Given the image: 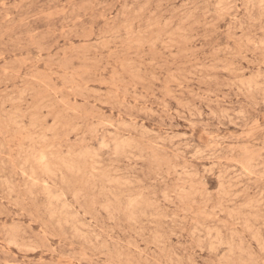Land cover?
Masks as SVG:
<instances>
[{
    "label": "rangeland",
    "instance_id": "rangeland-1",
    "mask_svg": "<svg viewBox=\"0 0 264 264\" xmlns=\"http://www.w3.org/2000/svg\"><path fill=\"white\" fill-rule=\"evenodd\" d=\"M0 264H264V0H0Z\"/></svg>",
    "mask_w": 264,
    "mask_h": 264
},
{
    "label": "bare ground",
    "instance_id": "bare-ground-1",
    "mask_svg": "<svg viewBox=\"0 0 264 264\" xmlns=\"http://www.w3.org/2000/svg\"><path fill=\"white\" fill-rule=\"evenodd\" d=\"M123 32V31H122ZM263 41V40H262ZM73 112V111H72ZM187 114V113H186ZM262 114V113H261ZM192 115V114H191ZM259 120H260V117H259ZM228 122V121H227ZM229 124V123H228ZM17 127V126H16ZM112 127V126H111ZM184 137V136H183ZM100 140V139H99ZM129 141V140H128ZM101 142V141H100ZM51 147V146H50ZM49 149V148H48ZM109 149V148H108ZM82 155V154H81ZM191 158V157H190ZM58 160V159H57ZM94 165V164H93ZM237 166H239V165H237ZM46 167H44L43 169H44V171L46 170V171H48L47 170V168L45 169ZM242 169V168H241ZM19 172V171H18ZM22 175H24L23 173H21ZM30 179V178H29ZM216 179V181H217V177L215 178ZM31 181H33V180H31ZM175 181V180H174ZM204 181V180H203ZM34 182V181H33ZM7 183V182H6ZM35 183V182H34ZM33 183V184H34ZM43 184V183H42ZM32 185V184H31ZM45 185V184H44ZM218 186V185H217ZM25 187V186H24ZM178 191V190H177ZM235 195V194H234ZM48 196V195H47ZM53 198H54V196H53ZM63 198V197H62ZM56 200H57V197H56ZM59 200V199H58ZM132 202V201H131ZM55 203H56V201H55ZM132 204V203H131ZM173 207V206H172ZM63 208V207H62ZM220 214V213H219ZM66 223V222H65ZM209 237V236H208ZM214 240V239H213ZM255 246V245H254ZM212 247V246H211ZM111 248V247H110ZM135 250V249H134ZM136 251V250H135Z\"/></svg>",
    "mask_w": 264,
    "mask_h": 264
}]
</instances>
